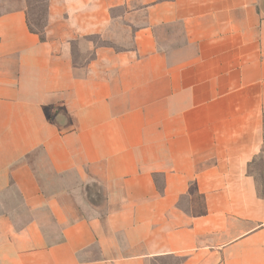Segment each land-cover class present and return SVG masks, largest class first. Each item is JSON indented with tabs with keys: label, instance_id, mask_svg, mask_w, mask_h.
Here are the masks:
<instances>
[{
	"label": "crops",
	"instance_id": "1",
	"mask_svg": "<svg viewBox=\"0 0 264 264\" xmlns=\"http://www.w3.org/2000/svg\"><path fill=\"white\" fill-rule=\"evenodd\" d=\"M131 1L0 0V264H264V0Z\"/></svg>",
	"mask_w": 264,
	"mask_h": 264
},
{
	"label": "rangeland",
	"instance_id": "2",
	"mask_svg": "<svg viewBox=\"0 0 264 264\" xmlns=\"http://www.w3.org/2000/svg\"><path fill=\"white\" fill-rule=\"evenodd\" d=\"M148 1L149 0H132L122 7H118L113 11H109V15L103 17L104 28L110 27V23L113 18H116L117 16L124 17L125 12L140 9L142 8L143 4L148 3ZM159 1L163 0H150L151 3H156ZM47 5L48 4L46 0H26V20L28 27L43 40H45V32L46 28L48 27ZM8 7L9 6H6L4 8ZM4 8L3 5H1L0 11H2ZM83 25L85 29L89 26L86 21H84ZM119 25L122 29V27H124V25L127 26L128 23L125 19L124 23L120 22ZM71 45L73 63L79 67L89 63L90 59L93 58L94 49L96 47H110L111 43L107 39H102L99 36H84L78 34L72 41ZM114 50L120 51L118 47H116ZM249 172L254 177L258 195L264 201V144L259 156L250 165ZM102 196L103 195L99 192V189L94 187L88 189L87 197L90 201L98 203L102 200Z\"/></svg>",
	"mask_w": 264,
	"mask_h": 264
},
{
	"label": "trees",
	"instance_id": "3",
	"mask_svg": "<svg viewBox=\"0 0 264 264\" xmlns=\"http://www.w3.org/2000/svg\"><path fill=\"white\" fill-rule=\"evenodd\" d=\"M30 29V28H29ZM30 31L32 32V33H34L31 29H30ZM34 34H36V33H34ZM43 40V39H42Z\"/></svg>",
	"mask_w": 264,
	"mask_h": 264
}]
</instances>
